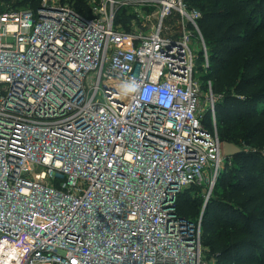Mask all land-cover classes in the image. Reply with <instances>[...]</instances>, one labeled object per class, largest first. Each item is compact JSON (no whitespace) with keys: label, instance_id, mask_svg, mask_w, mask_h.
I'll return each instance as SVG.
<instances>
[{"label":"built area","instance_id":"built-area-1","mask_svg":"<svg viewBox=\"0 0 264 264\" xmlns=\"http://www.w3.org/2000/svg\"><path fill=\"white\" fill-rule=\"evenodd\" d=\"M3 6L0 264H210L203 213L177 211L211 179L208 204L228 159L201 12L186 0H90L92 17L60 0Z\"/></svg>","mask_w":264,"mask_h":264},{"label":"trees","instance_id":"trees-1","mask_svg":"<svg viewBox=\"0 0 264 264\" xmlns=\"http://www.w3.org/2000/svg\"><path fill=\"white\" fill-rule=\"evenodd\" d=\"M60 1L84 17L91 14L89 0ZM2 2L3 8L36 11L42 0ZM186 3L202 14L198 25L210 64L203 78L221 97L215 108L219 138L246 151L226 160L203 212L205 257L210 264H264V0ZM118 19L129 20L127 10ZM203 59L201 54L200 63ZM205 126L213 131L210 114ZM200 189L179 195V217L198 222L204 206Z\"/></svg>","mask_w":264,"mask_h":264},{"label":"rangeland","instance_id":"rangeland-1","mask_svg":"<svg viewBox=\"0 0 264 264\" xmlns=\"http://www.w3.org/2000/svg\"><path fill=\"white\" fill-rule=\"evenodd\" d=\"M89 3H90V0H89ZM67 5H69V6H71L70 4H68V3H66ZM73 8V7H72ZM74 9V8H73ZM109 9V8H108ZM75 10V9H74ZM76 11V10H75ZM77 12V11H76ZM120 13H121V11H120ZM119 13V14H120ZM89 17H92V12H91V14H90V16ZM179 21H178V19H176L175 21H174V23L172 24V25H176L177 26V23H178ZM170 24V23H169ZM198 48H200V47H198ZM207 48V47H206ZM199 54V53H198ZM201 56V54L199 55V57ZM204 57V56H203ZM204 60V59H203ZM199 64L201 65L202 63H200V58H199ZM198 67H199V65H198ZM223 157H224V150H223ZM218 180V179H217ZM217 180L214 182L215 184H214V186H213V191H214V189H215V186H216V183H217ZM212 182V180L210 179L209 180V183H207L205 186H203L202 187V189H200V190H202V192H201V194L199 195L203 200H204V203H205V200H206V196H207V193L209 192V190H210V183ZM213 191H212V193H213ZM193 194V196L194 197H196V196H198L197 194H196V192H193L192 193ZM211 196H212V194H211ZM209 202V201H208ZM202 213H203V209H202ZM205 250V249H204Z\"/></svg>","mask_w":264,"mask_h":264},{"label":"water","instance_id":"water-1","mask_svg":"<svg viewBox=\"0 0 264 264\" xmlns=\"http://www.w3.org/2000/svg\"><path fill=\"white\" fill-rule=\"evenodd\" d=\"M223 149H224V156L226 158H232L236 155L242 154L246 152L244 149L230 143H224L223 144ZM206 210V205L204 206L203 212ZM204 216V214H203Z\"/></svg>","mask_w":264,"mask_h":264}]
</instances>
